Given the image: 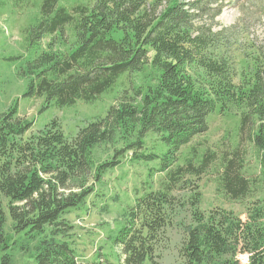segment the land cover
Listing matches in <instances>:
<instances>
[{"label": "trees", "instance_id": "16d2710c", "mask_svg": "<svg viewBox=\"0 0 264 264\" xmlns=\"http://www.w3.org/2000/svg\"><path fill=\"white\" fill-rule=\"evenodd\" d=\"M220 11L186 0L41 1L40 19L28 34L31 43L49 42L22 72L29 81L25 97L44 98L46 109H63L96 101L125 76L128 88L106 117L73 138L58 121L27 137L33 124L17 107L0 113V264H16L15 251L33 253L35 264H81L64 240L73 229L66 216L95 192L90 181L98 184L128 152L136 161L159 158L143 153L149 134L169 148L161 171L171 168L183 147L209 131V117L218 110L236 111L240 141L222 157L219 191L242 201L254 187L264 190V52L245 58L248 68L238 72L221 34L197 26L209 14L214 21ZM245 138L257 153L255 181L243 174ZM100 147L114 151L97 164ZM207 159L199 168L191 162L178 167L170 181L203 173ZM172 191L171 184L150 191L128 211L115 242L124 264H161L160 249L181 206ZM198 196L189 202L192 224L180 249L183 264H243V256L245 264H264V200L247 207L243 221L227 209L201 212Z\"/></svg>", "mask_w": 264, "mask_h": 264}, {"label": "rangeland", "instance_id": "374dc122", "mask_svg": "<svg viewBox=\"0 0 264 264\" xmlns=\"http://www.w3.org/2000/svg\"><path fill=\"white\" fill-rule=\"evenodd\" d=\"M42 0H0V113L17 107L21 118L32 123L27 137L45 129L53 121H58L64 135L73 138L88 123L107 116L110 106L116 101L122 88H128L125 76L112 92L103 94L96 101L77 104L58 109L46 107L44 98L25 97L29 81L22 76L29 62L41 53L40 46L46 50L48 40L40 45L31 43L28 29L40 19ZM203 2L213 8H221L220 15L212 21L209 14L197 23L204 30L212 29L220 33V41L229 54L238 72L247 70L245 58H254L257 52H264V0H186ZM165 4V3H164ZM140 81V76H134ZM236 82L240 77H236ZM122 87H121V86ZM239 116L235 110L222 114L216 111L209 117V131L196 137L183 147L177 156V162L169 169L161 171L168 162L169 148L161 139L149 134L144 139V154L156 153L154 160L136 161L133 153L128 152L121 158L120 165L109 170L97 184L93 180L95 192L85 205L66 216L72 231L64 240L74 249L77 262L81 264H124L122 248L116 245V238L124 227L128 211L136 200L150 191L164 190L171 184L172 195L181 206L175 224L167 232L168 242L160 249L161 264H183L180 249L186 238V228L192 224V196L199 195L201 212L209 213L215 209H227L247 219L246 208L252 203L264 200V190L256 186L251 194L242 201H232L219 191L218 179L222 171V157L228 156L239 141ZM241 151L246 154L244 176L255 181L260 175L257 153L241 140ZM121 148V144L117 145ZM114 148H98L95 161L101 164L112 157ZM208 156L203 173L185 175L184 178L170 181V172L178 167L199 168L201 160ZM192 170V169H191ZM196 170V169H195ZM186 173V172H185ZM195 174V175H194ZM12 238V237H11ZM15 238V237H14ZM17 239V237L15 238ZM13 241V238H12ZM14 243V241H13ZM16 264H35L33 253L14 252ZM243 264L246 257H240Z\"/></svg>", "mask_w": 264, "mask_h": 264}]
</instances>
